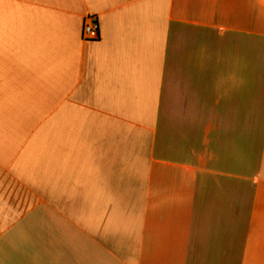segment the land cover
Listing matches in <instances>:
<instances>
[{
  "label": "crops",
  "instance_id": "crops-1",
  "mask_svg": "<svg viewBox=\"0 0 264 264\" xmlns=\"http://www.w3.org/2000/svg\"><path fill=\"white\" fill-rule=\"evenodd\" d=\"M0 264H264V0H0Z\"/></svg>",
  "mask_w": 264,
  "mask_h": 264
},
{
  "label": "built area",
  "instance_id": "built-area-1",
  "mask_svg": "<svg viewBox=\"0 0 264 264\" xmlns=\"http://www.w3.org/2000/svg\"><path fill=\"white\" fill-rule=\"evenodd\" d=\"M99 36V23L97 17L91 14L86 15L82 24L83 40H97Z\"/></svg>",
  "mask_w": 264,
  "mask_h": 264
}]
</instances>
